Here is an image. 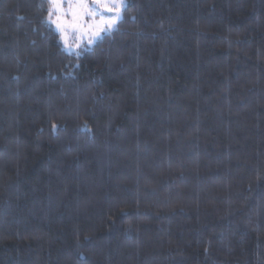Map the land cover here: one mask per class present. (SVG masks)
I'll use <instances>...</instances> for the list:
<instances>
[{"label": "trees", "instance_id": "trees-1", "mask_svg": "<svg viewBox=\"0 0 264 264\" xmlns=\"http://www.w3.org/2000/svg\"><path fill=\"white\" fill-rule=\"evenodd\" d=\"M124 1L0 0V264H264V0Z\"/></svg>", "mask_w": 264, "mask_h": 264}, {"label": "rangeland", "instance_id": "rangeland-1", "mask_svg": "<svg viewBox=\"0 0 264 264\" xmlns=\"http://www.w3.org/2000/svg\"><path fill=\"white\" fill-rule=\"evenodd\" d=\"M84 3L87 4L89 10L93 7V0H84ZM109 6H111V0H108ZM117 8L114 11H117L122 15V10L125 7L124 0H116ZM104 13L103 17L97 16H88L84 13L83 9L78 6V0H60L59 8H55L52 5V15L50 18L51 23L54 25L57 30L56 24L63 23L67 21L71 23L73 21V13H76L78 17L79 28L73 29L67 26L64 27L63 32L57 30L60 35L62 42L64 40L68 41V44L71 46L72 50L69 51L64 44L65 50L69 53H78L82 49H90L93 44L104 34L110 33L116 26L112 27L109 31H102L107 27L110 22L111 15L107 12L105 8L100 9ZM60 18L59 20L57 18ZM63 37V38H62ZM91 41V43H90Z\"/></svg>", "mask_w": 264, "mask_h": 264}, {"label": "snow or ice", "instance_id": "snow-or-ice-1", "mask_svg": "<svg viewBox=\"0 0 264 264\" xmlns=\"http://www.w3.org/2000/svg\"><path fill=\"white\" fill-rule=\"evenodd\" d=\"M49 2L55 7V8H59V3L60 0H49ZM78 6L81 7L84 11V13L88 16H101L103 17L104 13L100 11L101 7L105 8L107 10L108 13L112 14L111 15V19L110 22L108 23L107 27H105L104 29H102V31H109L112 27H114L115 23L119 20L122 19V16L120 15L119 12L114 11L117 8V3L116 0H111V6H109L108 0H93V7L91 10H89L88 6L86 3H84V0H78ZM52 15V10L50 9L49 12V16ZM58 20L60 19L59 17L57 18ZM78 17L76 16V13H73V21L71 23H68L67 21L63 22V23H57L56 27L57 30L63 32V29L65 26L69 27V28H79L80 25L77 22ZM63 38V37H62ZM91 43V41H90ZM64 44L65 47L71 51L72 48L71 46L68 44V41L65 39L64 40ZM54 128L56 127L55 125L53 126Z\"/></svg>", "mask_w": 264, "mask_h": 264}]
</instances>
